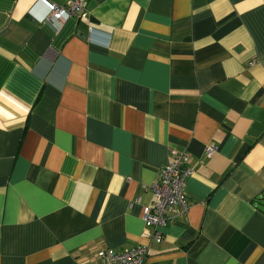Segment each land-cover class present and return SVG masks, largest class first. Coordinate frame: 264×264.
Masks as SVG:
<instances>
[{"label": "crops", "instance_id": "1", "mask_svg": "<svg viewBox=\"0 0 264 264\" xmlns=\"http://www.w3.org/2000/svg\"><path fill=\"white\" fill-rule=\"evenodd\" d=\"M85 3L0 0V264H264V0ZM173 147L191 207L157 242Z\"/></svg>", "mask_w": 264, "mask_h": 264}, {"label": "built area", "instance_id": "2", "mask_svg": "<svg viewBox=\"0 0 264 264\" xmlns=\"http://www.w3.org/2000/svg\"><path fill=\"white\" fill-rule=\"evenodd\" d=\"M50 11L49 20L61 26L71 16L85 15V0H68L63 5H56L48 0H41ZM215 151L213 145L206 147V153L211 156ZM171 160L165 163L159 177L150 186L154 201L143 207V219L152 228L150 238L161 242L164 238V229L171 217L169 213L176 211L185 214L191 207L186 193L189 177L193 169L188 164L189 154L186 150L170 148ZM139 200V198L137 199ZM100 264H145L149 255V246L136 244L133 247L116 251L109 247L99 249Z\"/></svg>", "mask_w": 264, "mask_h": 264}]
</instances>
